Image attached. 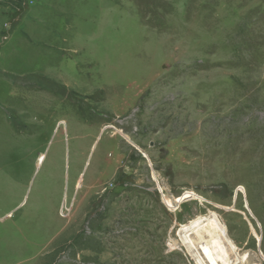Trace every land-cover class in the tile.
Masks as SVG:
<instances>
[{"label": "rangeland", "instance_id": "rangeland-1", "mask_svg": "<svg viewBox=\"0 0 264 264\" xmlns=\"http://www.w3.org/2000/svg\"><path fill=\"white\" fill-rule=\"evenodd\" d=\"M209 216L264 264V0H0V264H197Z\"/></svg>", "mask_w": 264, "mask_h": 264}, {"label": "bare ground", "instance_id": "bare-ground-1", "mask_svg": "<svg viewBox=\"0 0 264 264\" xmlns=\"http://www.w3.org/2000/svg\"><path fill=\"white\" fill-rule=\"evenodd\" d=\"M189 197L192 196L188 194L184 198L173 200L170 196L169 199L171 201L169 202L179 205L183 201H189ZM190 224V229L179 233V241L174 240L173 246L179 247L183 245L189 250H194L195 253L193 255L196 258L197 264L253 263L254 257L251 252L244 251L240 253L234 243L229 239L225 226L216 217L209 216L207 219L203 218L198 221H193ZM195 236L202 239V241L197 242L194 239L196 238ZM206 237L209 238L206 239ZM228 247L233 251L234 259L231 257ZM254 264L258 263L255 262Z\"/></svg>", "mask_w": 264, "mask_h": 264}, {"label": "built area", "instance_id": "built-area-1", "mask_svg": "<svg viewBox=\"0 0 264 264\" xmlns=\"http://www.w3.org/2000/svg\"><path fill=\"white\" fill-rule=\"evenodd\" d=\"M166 191V190H165ZM201 197V196H200ZM202 200H198L201 204L204 202L203 198L201 197ZM182 228H185L186 226H181Z\"/></svg>", "mask_w": 264, "mask_h": 264}]
</instances>
